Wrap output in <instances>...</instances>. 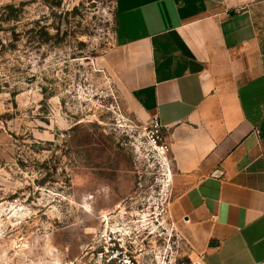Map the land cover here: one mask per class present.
Masks as SVG:
<instances>
[{
    "label": "rangeland",
    "instance_id": "obj_1",
    "mask_svg": "<svg viewBox=\"0 0 264 264\" xmlns=\"http://www.w3.org/2000/svg\"><path fill=\"white\" fill-rule=\"evenodd\" d=\"M118 0H0V264L197 260L170 217L171 159L112 67Z\"/></svg>",
    "mask_w": 264,
    "mask_h": 264
},
{
    "label": "crops",
    "instance_id": "obj_2",
    "mask_svg": "<svg viewBox=\"0 0 264 264\" xmlns=\"http://www.w3.org/2000/svg\"><path fill=\"white\" fill-rule=\"evenodd\" d=\"M112 67L171 146L206 264H264V0H118Z\"/></svg>",
    "mask_w": 264,
    "mask_h": 264
},
{
    "label": "built area",
    "instance_id": "obj_3",
    "mask_svg": "<svg viewBox=\"0 0 264 264\" xmlns=\"http://www.w3.org/2000/svg\"><path fill=\"white\" fill-rule=\"evenodd\" d=\"M147 142L160 156L169 159L171 146L164 136V127L158 116H154L152 118L147 132ZM108 239L110 241L111 248L98 253V259L95 264H178L177 259L172 261L164 260L160 262V257L155 254L153 255L156 263H154V260L148 261V263H143L134 250V241L128 239L126 235L123 237L108 235ZM188 264H206L205 257L204 255H199L197 260H192V262Z\"/></svg>",
    "mask_w": 264,
    "mask_h": 264
}]
</instances>
